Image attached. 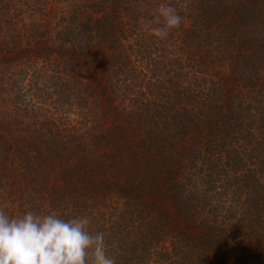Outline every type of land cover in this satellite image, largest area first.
<instances>
[{
	"label": "trees",
	"instance_id": "16d2710c",
	"mask_svg": "<svg viewBox=\"0 0 264 264\" xmlns=\"http://www.w3.org/2000/svg\"><path fill=\"white\" fill-rule=\"evenodd\" d=\"M0 209L115 264H264V0H0Z\"/></svg>",
	"mask_w": 264,
	"mask_h": 264
},
{
	"label": "clouds",
	"instance_id": "9594fccd",
	"mask_svg": "<svg viewBox=\"0 0 264 264\" xmlns=\"http://www.w3.org/2000/svg\"><path fill=\"white\" fill-rule=\"evenodd\" d=\"M182 19L174 6L162 3L143 28L163 40ZM89 223L87 217L64 220L32 211L11 218L0 209V264H115L106 255L105 234L93 235Z\"/></svg>",
	"mask_w": 264,
	"mask_h": 264
}]
</instances>
